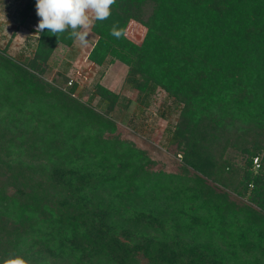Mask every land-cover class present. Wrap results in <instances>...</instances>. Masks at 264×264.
I'll list each match as a JSON object with an SVG mask.
<instances>
[{
  "label": "trees",
  "instance_id": "16d2710c",
  "mask_svg": "<svg viewBox=\"0 0 264 264\" xmlns=\"http://www.w3.org/2000/svg\"><path fill=\"white\" fill-rule=\"evenodd\" d=\"M132 21L146 29L141 42L127 34ZM92 29L89 59L125 64L140 109L159 88L163 117L169 100L181 107L167 128L181 161L125 133L113 117L122 95L101 81L83 101L77 83L44 78L57 46L74 43L67 32H40L33 58L0 49V258L264 264V0H116ZM9 132L19 144L4 142ZM48 167L50 177L35 173Z\"/></svg>",
  "mask_w": 264,
  "mask_h": 264
},
{
  "label": "rangeland",
  "instance_id": "374dc122",
  "mask_svg": "<svg viewBox=\"0 0 264 264\" xmlns=\"http://www.w3.org/2000/svg\"><path fill=\"white\" fill-rule=\"evenodd\" d=\"M30 1L0 0V49L6 50L10 56L21 60L34 57L40 35L36 32L39 20L36 9H32L25 20L21 14V10ZM145 33V27L136 21H132L127 29L128 36L136 42H141ZM97 39L98 35L91 28L86 44L81 45L76 41L71 46L58 45L45 64L47 68L44 78L54 84L61 82L62 88H65L66 84L71 86L68 82L73 78L77 88L72 95L78 98L82 94L83 101L89 100L94 84L101 81L105 86L122 95V101L116 107L113 117L124 132L133 134L136 141L140 144L144 143L159 159L165 160L168 155L180 162L181 155L174 157L168 150L167 128L176 124L181 107L179 108L172 99L169 100L168 105L171 106V111L168 117H163L160 112L167 101V93L159 88L151 104L140 109L138 91L126 83L127 66L125 64L116 62L109 66H100L89 59V53ZM61 75H65L68 81H61L63 79ZM125 98L130 100L128 108H125ZM91 104L100 109V97L95 95ZM3 132V130L0 131V133ZM3 136L4 142L7 143V140L11 139L12 143L19 144L22 135L18 132H9V136L7 134ZM232 155L234 159L240 160V157ZM35 173L40 178H44L45 174L50 177L52 168L35 169ZM2 179L0 184L4 183ZM10 190V187L7 188L8 192H11Z\"/></svg>",
  "mask_w": 264,
  "mask_h": 264
},
{
  "label": "clouds",
  "instance_id": "9594fccd",
  "mask_svg": "<svg viewBox=\"0 0 264 264\" xmlns=\"http://www.w3.org/2000/svg\"><path fill=\"white\" fill-rule=\"evenodd\" d=\"M116 0H36V15L39 17L36 32L45 30L59 40L67 32L69 38L81 45L86 44L90 29L96 21L107 20L112 14ZM118 22L111 25L110 35L116 39L123 36ZM0 264H29L18 252H9L0 258Z\"/></svg>",
  "mask_w": 264,
  "mask_h": 264
},
{
  "label": "built area",
  "instance_id": "2783aa9c",
  "mask_svg": "<svg viewBox=\"0 0 264 264\" xmlns=\"http://www.w3.org/2000/svg\"><path fill=\"white\" fill-rule=\"evenodd\" d=\"M73 83H74V79L71 78V79L69 80V82H68V85H73Z\"/></svg>",
  "mask_w": 264,
  "mask_h": 264
}]
</instances>
